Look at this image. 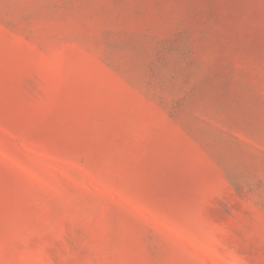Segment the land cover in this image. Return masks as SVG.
I'll return each mask as SVG.
<instances>
[{
    "label": "rangeland",
    "instance_id": "1",
    "mask_svg": "<svg viewBox=\"0 0 264 264\" xmlns=\"http://www.w3.org/2000/svg\"><path fill=\"white\" fill-rule=\"evenodd\" d=\"M0 264H264V0H0Z\"/></svg>",
    "mask_w": 264,
    "mask_h": 264
}]
</instances>
